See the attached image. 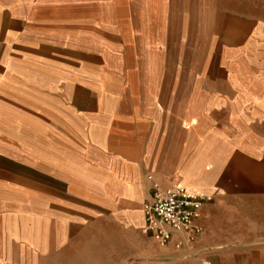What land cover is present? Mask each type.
<instances>
[{
  "label": "crops",
  "instance_id": "obj_1",
  "mask_svg": "<svg viewBox=\"0 0 264 264\" xmlns=\"http://www.w3.org/2000/svg\"><path fill=\"white\" fill-rule=\"evenodd\" d=\"M149 174L211 199L192 244ZM50 257L264 264V0H0V264Z\"/></svg>",
  "mask_w": 264,
  "mask_h": 264
},
{
  "label": "built area",
  "instance_id": "obj_2",
  "mask_svg": "<svg viewBox=\"0 0 264 264\" xmlns=\"http://www.w3.org/2000/svg\"><path fill=\"white\" fill-rule=\"evenodd\" d=\"M150 201L144 204L142 232L165 248L172 240L173 234L184 236L187 244H192L202 232L197 223L204 202L210 198L193 194L182 186L161 188L149 174ZM180 244L176 245L179 248Z\"/></svg>",
  "mask_w": 264,
  "mask_h": 264
},
{
  "label": "rangeland",
  "instance_id": "obj_3",
  "mask_svg": "<svg viewBox=\"0 0 264 264\" xmlns=\"http://www.w3.org/2000/svg\"><path fill=\"white\" fill-rule=\"evenodd\" d=\"M82 260V259H81ZM37 262H40L41 263V260H37ZM84 263H74L73 260L69 257H59V258H49V261L48 263L49 264H87L85 261H83ZM227 264H233L232 262L231 263H227Z\"/></svg>",
  "mask_w": 264,
  "mask_h": 264
}]
</instances>
